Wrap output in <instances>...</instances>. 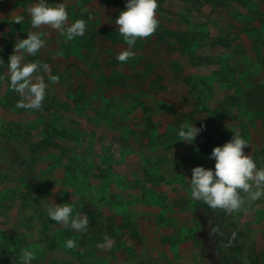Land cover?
Segmentation results:
<instances>
[{"label":"rangeland","instance_id":"1","mask_svg":"<svg viewBox=\"0 0 264 264\" xmlns=\"http://www.w3.org/2000/svg\"><path fill=\"white\" fill-rule=\"evenodd\" d=\"M37 2L0 0V264H22L23 249L35 252L31 264H264V196L208 212L190 185L194 167L214 171L212 150L233 132L264 168V0H158L156 32L123 65L115 20L127 0H47L66 6L68 25L87 21L67 42L31 27ZM168 30L191 34L190 48L157 42ZM29 32L46 46L24 62L38 56L60 77L40 70L41 110L17 108L9 86V57ZM188 124L203 125L192 142L178 136ZM48 133L63 134L59 148H40ZM51 203L87 214V231L57 224ZM202 218L213 219L211 235ZM43 220L62 253L44 251Z\"/></svg>","mask_w":264,"mask_h":264},{"label":"clouds","instance_id":"2","mask_svg":"<svg viewBox=\"0 0 264 264\" xmlns=\"http://www.w3.org/2000/svg\"><path fill=\"white\" fill-rule=\"evenodd\" d=\"M158 7L157 0H127L126 10L121 11L115 20L119 34L128 46L117 55L122 65L135 56L132 49L138 39H146L156 32L159 24L156 12ZM29 13L33 29L49 26L65 36L66 42L85 34L87 21L77 19L68 25L69 14L63 3L53 6L47 3V0H38L29 9ZM23 19V16H17L14 23L21 24ZM45 46L40 33L29 32L26 39H19L16 42L13 54L9 57V86L21 97L17 101V108L42 109L47 85L44 75L39 74L41 69L48 74L47 78L52 83L60 81L58 75L51 74L48 64L24 62V53L36 55ZM0 64H4L2 59H0ZM202 128L203 125L201 128H196L192 124L181 125L178 132L179 140L194 141ZM246 147H249V144L239 132H233L231 140L223 146L214 147L210 157L215 160L214 171L201 166L192 169L191 197L202 200L213 209H222L231 213L239 211L245 203V197L241 196V192L246 194L248 201H255L264 196V168H257L254 159L245 154ZM47 211L48 216L57 224L70 225L75 231H87L90 225L87 214L77 213L73 216V207L68 203L59 205L51 203ZM105 240L108 241L109 238L106 236ZM65 245L71 249L76 246V242L69 239ZM33 259H35L34 251L21 250L22 264H31Z\"/></svg>","mask_w":264,"mask_h":264},{"label":"trees","instance_id":"3","mask_svg":"<svg viewBox=\"0 0 264 264\" xmlns=\"http://www.w3.org/2000/svg\"><path fill=\"white\" fill-rule=\"evenodd\" d=\"M221 1L222 0H206V2H221ZM165 37L174 39L177 45L180 46V52H186L190 48L191 43L194 39L192 38L191 34L168 30V31H164L161 34H159L157 36V40L156 39L154 40H156L157 42H164ZM31 59H33V61H36V63L44 62L38 56H31ZM62 135L63 134H57V135L52 134V133L46 134L45 138L40 143V148L42 150H48L51 148H59L61 145L58 142V138L62 137ZM12 155H13L12 159H14L15 157V159H17L18 162L19 160L23 159L16 151H13L11 156ZM242 194L243 192H241V195ZM202 206L205 207L208 212H211L213 210V208H211L206 203H204L202 200H200L199 203L197 204V208H201ZM41 223H42V229H41V239L40 240H41V244L44 247V251L52 255H58L59 253H62L63 250L60 247L57 239L52 235L47 222L43 220Z\"/></svg>","mask_w":264,"mask_h":264},{"label":"flooded vegetation","instance_id":"4","mask_svg":"<svg viewBox=\"0 0 264 264\" xmlns=\"http://www.w3.org/2000/svg\"><path fill=\"white\" fill-rule=\"evenodd\" d=\"M200 216L203 215V214H199ZM203 220V224L206 226V228L210 231V235L213 233V229H212V226H213V219L209 218L207 221H205V218H202Z\"/></svg>","mask_w":264,"mask_h":264}]
</instances>
